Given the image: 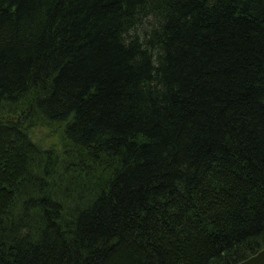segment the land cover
Here are the masks:
<instances>
[{
  "label": "trees",
  "instance_id": "1",
  "mask_svg": "<svg viewBox=\"0 0 264 264\" xmlns=\"http://www.w3.org/2000/svg\"><path fill=\"white\" fill-rule=\"evenodd\" d=\"M263 247L264 0H0V264Z\"/></svg>",
  "mask_w": 264,
  "mask_h": 264
},
{
  "label": "water",
  "instance_id": "2",
  "mask_svg": "<svg viewBox=\"0 0 264 264\" xmlns=\"http://www.w3.org/2000/svg\"><path fill=\"white\" fill-rule=\"evenodd\" d=\"M235 264H264V247Z\"/></svg>",
  "mask_w": 264,
  "mask_h": 264
},
{
  "label": "rangeland",
  "instance_id": "3",
  "mask_svg": "<svg viewBox=\"0 0 264 264\" xmlns=\"http://www.w3.org/2000/svg\"><path fill=\"white\" fill-rule=\"evenodd\" d=\"M38 132L40 133L39 134L40 136H43L44 135V132L45 133H48L49 132V128H42V129L38 130Z\"/></svg>",
  "mask_w": 264,
  "mask_h": 264
}]
</instances>
